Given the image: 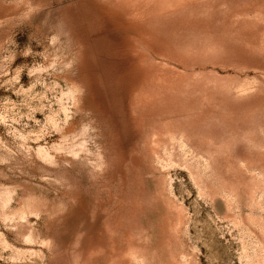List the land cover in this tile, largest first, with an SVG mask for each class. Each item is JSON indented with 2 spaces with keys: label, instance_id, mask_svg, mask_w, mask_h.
<instances>
[{
  "label": "rangeland",
  "instance_id": "rangeland-1",
  "mask_svg": "<svg viewBox=\"0 0 264 264\" xmlns=\"http://www.w3.org/2000/svg\"><path fill=\"white\" fill-rule=\"evenodd\" d=\"M0 264H264V0H0Z\"/></svg>",
  "mask_w": 264,
  "mask_h": 264
}]
</instances>
